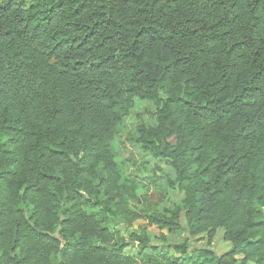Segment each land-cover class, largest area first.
<instances>
[{
	"label": "trees",
	"instance_id": "trees-1",
	"mask_svg": "<svg viewBox=\"0 0 264 264\" xmlns=\"http://www.w3.org/2000/svg\"><path fill=\"white\" fill-rule=\"evenodd\" d=\"M135 99L184 193L149 225L231 245L162 262L264 264V0H0V264L138 263L92 214L143 219L114 148Z\"/></svg>",
	"mask_w": 264,
	"mask_h": 264
},
{
	"label": "rangeland",
	"instance_id": "rangeland-1",
	"mask_svg": "<svg viewBox=\"0 0 264 264\" xmlns=\"http://www.w3.org/2000/svg\"><path fill=\"white\" fill-rule=\"evenodd\" d=\"M157 125V109L148 101L134 100V104L119 128L118 137L114 142L117 157L121 162L124 175L134 179L139 187L138 202L132 208L143 216V219L128 226L121 218L106 215L101 209L95 210L96 217L107 226L118 239L131 241V234H136L141 239L149 238L151 245L160 251L156 259L162 262L165 258H180L174 250L175 246L188 243L189 252L195 250H209L221 256L231 250V245L224 241L223 230H219L212 245H207L204 235L191 237L187 231L176 235H168L165 242L161 241V232L149 225V219L154 216L172 217L173 210L184 199V193L177 186H173L176 174L169 162L155 159L145 153L137 142L140 126ZM181 222L186 226L184 218ZM131 256L137 264H151L148 251L141 257L140 248L136 244L131 249ZM144 256H147L144 258ZM164 264V262H162Z\"/></svg>",
	"mask_w": 264,
	"mask_h": 264
},
{
	"label": "water",
	"instance_id": "water-1",
	"mask_svg": "<svg viewBox=\"0 0 264 264\" xmlns=\"http://www.w3.org/2000/svg\"><path fill=\"white\" fill-rule=\"evenodd\" d=\"M129 243H132V245H133V246H135V245H136V243H135V242H129Z\"/></svg>",
	"mask_w": 264,
	"mask_h": 264
}]
</instances>
